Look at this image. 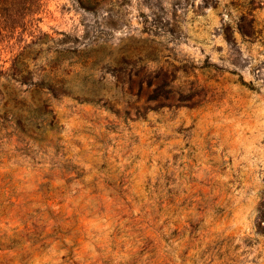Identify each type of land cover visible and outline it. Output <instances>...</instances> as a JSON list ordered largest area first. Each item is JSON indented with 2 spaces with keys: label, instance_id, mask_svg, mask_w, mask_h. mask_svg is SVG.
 Instances as JSON below:
<instances>
[{
  "label": "rangeland",
  "instance_id": "374dc122",
  "mask_svg": "<svg viewBox=\"0 0 264 264\" xmlns=\"http://www.w3.org/2000/svg\"><path fill=\"white\" fill-rule=\"evenodd\" d=\"M42 1L0 38L52 110L1 76L0 264H264V0Z\"/></svg>",
  "mask_w": 264,
  "mask_h": 264
},
{
  "label": "trees",
  "instance_id": "16d2710c",
  "mask_svg": "<svg viewBox=\"0 0 264 264\" xmlns=\"http://www.w3.org/2000/svg\"><path fill=\"white\" fill-rule=\"evenodd\" d=\"M82 4L91 10H95L97 7V0H81ZM44 10V3L42 0H0V38H12L18 32L26 31L28 26H32L35 22L40 20L38 16ZM36 25V24H35ZM38 28V26L36 27ZM44 39H48V35H44ZM77 39L76 37L74 38ZM41 43V41H40ZM28 45L18 53L14 58L12 65L7 70H0L1 76H8L9 82L11 79H16L21 83H27L29 85H35L34 92L37 98H34V103H38L42 108L43 113H50L52 110H48L50 105L48 98H43L41 93V87L33 79L34 71L30 68L29 64L32 59H35L37 55L33 54ZM156 96L159 95L157 89L155 90ZM64 94L67 92H63ZM0 94L6 95L3 101V107L6 112L9 111L12 102H16L17 98L14 92L9 89V83L4 84V88L0 86ZM55 94V93H54ZM167 97V96H165ZM3 100V98H2ZM13 104L14 106L16 104Z\"/></svg>",
  "mask_w": 264,
  "mask_h": 264
}]
</instances>
